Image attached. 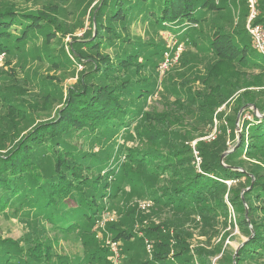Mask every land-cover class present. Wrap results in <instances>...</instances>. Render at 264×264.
Masks as SVG:
<instances>
[{
  "label": "trees",
  "instance_id": "obj_1",
  "mask_svg": "<svg viewBox=\"0 0 264 264\" xmlns=\"http://www.w3.org/2000/svg\"><path fill=\"white\" fill-rule=\"evenodd\" d=\"M32 1L0 0V55L28 63L20 79L0 69V214L20 208L52 228L31 230L20 240L0 234V264H69L72 256L58 252L61 240H92L96 219L128 194L122 184L149 199L154 215L155 207L169 211L175 232L163 233L160 223L143 227L151 241L147 258L143 237L132 229L141 216L125 208L123 219L106 223L113 239L125 243L120 264H264V115L252 108L264 112V50L233 22L232 4L97 0L90 7L89 1L90 27L77 38L72 30L82 21L64 25L60 18L65 0ZM134 22L150 26L159 39L134 34ZM254 23L264 28V12ZM161 32L182 47L175 61L177 45L165 46ZM166 51L183 69L211 58L213 65L232 63L243 77L206 71L177 79L169 66L165 97L156 84ZM250 73L257 80L248 79ZM70 78L74 82L66 83ZM157 96L165 97L163 112L149 106ZM239 111L240 139L221 158L230 138L224 127L236 131ZM214 118L221 138L192 144ZM188 218L206 224V239L196 248L177 229ZM234 224L238 233L231 236L226 227ZM226 238L239 247L224 244ZM107 252L96 245L76 264L112 263ZM62 256L69 261H52Z\"/></svg>",
  "mask_w": 264,
  "mask_h": 264
},
{
  "label": "rangeland",
  "instance_id": "obj_2",
  "mask_svg": "<svg viewBox=\"0 0 264 264\" xmlns=\"http://www.w3.org/2000/svg\"><path fill=\"white\" fill-rule=\"evenodd\" d=\"M89 1H90L89 6L91 7L96 3L97 0H79L78 2H77V0H65V2L62 3L63 11L60 15V18L63 20L64 25L76 24L79 19L82 21V24L77 25L75 27V29L72 30L74 32L73 35L76 36L77 38H83L82 36L86 35L85 32H87L88 28L90 27L89 26V19L87 17L88 16V10H89V6L87 8V3H89ZM228 1L230 2V4H232L229 8H230L231 19L233 20V22H235V23L238 22V27H240V28L245 26V24H246L245 22L247 20L246 15L248 17V12H249V10L247 9V7H248L247 0H228ZM32 2L39 3L40 1L37 2V0H35ZM32 2H29L28 5L29 6L33 5L34 3H32ZM259 2H263V0H259L255 4L256 7H257V4L259 5ZM263 7L264 6L261 7L262 9L260 7L258 8V13L264 12ZM85 8H86V12L84 15L82 13H84L83 10H85ZM81 10H82V12H81ZM131 28H132V32H134V34L139 35L145 41L156 42V39H159V38L152 36L154 33L152 28H150V26H148L145 23L134 22V23H132ZM160 35L164 38V39L163 38L162 39L164 41L165 46L168 47L170 45L169 47L171 49L174 48L173 43L175 42V39L177 37H175V36L173 37V34H168L167 32H161ZM70 37H71V34H66L65 37L62 39V42L66 43V45H67L68 42L71 40ZM179 40L181 42H183L182 38H179ZM166 53H167V51L163 53L164 57H165ZM168 54L170 56V58H169V60H170L172 58V55H170L169 52H168ZM2 57L3 56L0 55V69L5 72L4 73L5 75L14 76V77H16V79H20V78L24 77V71L28 67V63L22 61L25 57H21L20 61L16 57H12V58H10L9 61H6ZM212 61H213V59H211V58L207 59L205 62L203 61V63H197L196 64V61H195L193 63V65L196 64L195 65L196 69H195V67H194V69H188V68L183 69L178 64L179 62H175V63L171 62L170 63L171 65L169 64L167 67L164 68L162 74H160L161 77H159V79L157 81L156 87L158 89V93L161 92L163 94V96H165V97L168 96L170 93L168 91L164 92V89H162V82H163L164 78L166 79V74H167V72H164V71L167 70L169 66H171V67L175 66V67H173V71H171V73H175L172 75L176 76L177 79H180L181 77H183L184 76L183 74L185 72L190 76L191 75L190 73H192V72L193 73L198 72L200 74L201 73L205 74L206 71H210L212 73L219 72L224 77H233V78H235V79L237 78L239 80L243 77V74L239 71L238 67L233 66L232 63L226 61L224 63L223 62H217V63H215V65H213L214 63H212ZM43 68H44V66H43ZM177 73H181V74H177ZM248 76H249L248 79L253 78V80H257V78L254 77L252 75V73H250V75H248ZM74 79L75 78L67 79L66 83L74 82ZM199 79H198V81H199ZM188 84H190V83H188ZM190 87L194 88L193 85H191ZM188 88H189V86H188ZM171 95H173V94H171ZM165 97L159 98L157 96L155 99L149 98L148 99L149 106L152 107L153 110L155 109L157 111L163 112V110L165 109V106H167V104L164 103V100H163ZM173 98H174V95L171 97V100ZM179 107H182V105H180ZM244 117L249 118L248 115H245ZM38 120L39 119H37V121ZM238 122H239V118H238V120H236V131L235 130L233 131L231 129V127H228V126L224 127L225 133L229 132L228 134H230V138L228 139V141L226 140V146L227 145H229V146L223 152L224 156L233 149L232 142L234 141V139L236 137H237V139H235V140L239 141V139H240V133H239L240 132V125H239V123L242 124V119L240 120L239 123ZM216 125H217V121L214 118L211 125L207 124L203 128L205 134L199 138L192 140L191 141L192 144L197 139L204 140L208 145L212 144L215 141V140H213L215 135H218L220 133L218 130V127H216ZM221 134L222 133H220L219 135H221ZM14 137H17V136H14ZM219 138H221V136H219ZM14 140H16V139H14ZM12 142H14V141H12ZM128 145H131V142H129ZM208 145L206 147H208ZM0 151L4 152L5 149L0 150ZM224 156L222 158H224ZM254 161L257 163L263 162V161H259V160H254ZM121 187L123 189H125L126 191H128V194L125 195L124 198L119 201V205H117V208L112 207L111 210L106 209L105 211L112 213L114 215L116 221H118L120 219H123V217H124L123 210L125 208H131V207L135 208L136 214L140 215L141 217L138 219V221H136L134 223V225H132V229L134 230V233L137 235L138 238L143 237L142 242H143V246H144L145 256L147 258H151L152 257V251H151V247H150L151 241L149 240L148 237H144L143 232L141 231L142 228L145 227L146 225H148L150 222L160 223V228L162 229L163 233L168 234V235H173L175 232L173 224L171 223V225H170L167 222L170 219L172 221L173 216H171L169 211L160 210L157 207H155V210L159 213V215L158 214L154 215L152 213V210H151L153 208V205L151 204V201L149 199H143V198L131 195L130 191L133 189L129 185L122 184ZM109 189L111 191H114L113 186H111ZM107 191H109V190H107ZM143 203H149V205L142 208L141 205ZM109 206H110V204L108 203V208H109ZM14 209L15 208H13V207L9 208L8 209L9 212H7L8 215L7 214H5V215L0 214V234H2V236L20 240L25 233H27L31 230L37 229V230H41L43 233H46L47 230L52 228L51 224L48 222H45L44 219L39 218L38 220H36L35 215H28V214H31L29 211H22L20 208H17L15 211ZM229 210L231 211L230 207H229ZM12 214H14V215H12ZM231 216H232V212H231ZM41 224H43V227ZM204 226H206V224L203 225L201 218H197L194 220L188 218L183 222V226L179 227L177 229L181 230L185 233L184 237L187 239V242L189 243L190 247L196 248V247L201 245V242H203L204 239H206V235L203 234V227ZM94 229L96 231V232H94V235L96 238L94 237L92 240H88V241H84L83 239L79 240V239H75L73 236L68 237L66 240H61V249L58 250L59 254L72 256V258L69 261L67 258H65V256H62L61 258L52 257V261L53 260L56 261L57 259H66V261L70 262L69 264H76L77 262H79L76 259L82 257L84 251L86 253H88L89 251L95 249L96 245L101 246L105 250H108L106 255L108 258H112L113 254L110 250V246L112 245V242H114L116 244L118 254H119L118 261L116 264L122 263L121 262V259L123 258L122 250H123L125 243L122 240L113 239L114 234L108 230L106 225L103 227H94ZM226 230L229 232V235H231V236H234L235 233H238V230H237V227L235 224L234 225H228L226 227ZM47 233H51V231H48ZM46 237H50V235H46ZM228 242H231V245H233L235 247L237 246L236 240L230 241L228 238L224 239V244H226ZM73 256H75V257H73ZM214 258H217V257H214ZM71 262H73V263H71ZM88 264H91V263H88ZM109 264H113V262L112 263L110 262Z\"/></svg>",
  "mask_w": 264,
  "mask_h": 264
},
{
  "label": "built area",
  "instance_id": "obj_3",
  "mask_svg": "<svg viewBox=\"0 0 264 264\" xmlns=\"http://www.w3.org/2000/svg\"><path fill=\"white\" fill-rule=\"evenodd\" d=\"M248 3V17L246 20V24H245V28L248 31V33L250 34V37L252 38V42L253 45L256 49L262 51L264 50V28L262 26V24L260 23H254V19L257 17L258 14V8L255 6L256 4V0H247ZM174 46H176L177 44H175V42L173 43ZM170 46V45H169ZM176 51H175V55L173 57V61H175L178 57L179 51L182 49L181 45L178 44L175 47ZM170 56L168 54V52L165 54L164 60L160 66V73L162 74L163 70L165 67H167L171 62V59L169 60ZM169 62V63H168ZM193 156L195 158L196 163L198 164L200 162V157L197 155V151L193 150ZM149 203H143L141 205L142 208H144L145 206H148ZM114 215L112 213L109 212H104L103 214H101V216L96 219L94 227H103L106 225L107 222L114 220ZM110 250L113 254L112 256V262L113 264H116L118 261V250L116 247V244L114 242H112V245L110 246Z\"/></svg>",
  "mask_w": 264,
  "mask_h": 264
},
{
  "label": "water",
  "instance_id": "obj_4",
  "mask_svg": "<svg viewBox=\"0 0 264 264\" xmlns=\"http://www.w3.org/2000/svg\"><path fill=\"white\" fill-rule=\"evenodd\" d=\"M252 108H254L255 113H256L257 116H262V115H264V112H263V114L258 113L253 105H252ZM239 115H240V111H239L238 114H237V120H238ZM223 156H224V153L222 154L221 158H222ZM251 235H252V234H251ZM249 237H250V236H249ZM249 237L244 238V240L239 244V246H240L245 240H247ZM239 246H237V247H239ZM236 251H237V250H236ZM236 251H235V253H236Z\"/></svg>",
  "mask_w": 264,
  "mask_h": 264
}]
</instances>
